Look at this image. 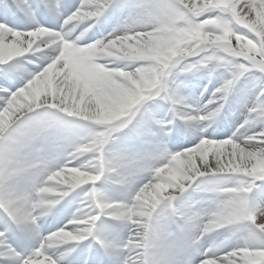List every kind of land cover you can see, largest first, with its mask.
Here are the masks:
<instances>
[{
	"label": "snow or ice",
	"instance_id": "snow-or-ice-1",
	"mask_svg": "<svg viewBox=\"0 0 264 264\" xmlns=\"http://www.w3.org/2000/svg\"><path fill=\"white\" fill-rule=\"evenodd\" d=\"M258 201L264 0H0V264H264Z\"/></svg>",
	"mask_w": 264,
	"mask_h": 264
},
{
	"label": "bare ground",
	"instance_id": "bare-ground-1",
	"mask_svg": "<svg viewBox=\"0 0 264 264\" xmlns=\"http://www.w3.org/2000/svg\"><path fill=\"white\" fill-rule=\"evenodd\" d=\"M258 204H259L260 206H264V201H258Z\"/></svg>",
	"mask_w": 264,
	"mask_h": 264
}]
</instances>
